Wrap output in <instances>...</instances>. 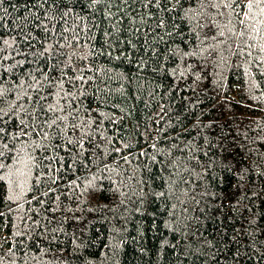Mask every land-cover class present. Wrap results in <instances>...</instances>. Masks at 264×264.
Masks as SVG:
<instances>
[{
    "label": "trees",
    "instance_id": "16d2710c",
    "mask_svg": "<svg viewBox=\"0 0 264 264\" xmlns=\"http://www.w3.org/2000/svg\"><path fill=\"white\" fill-rule=\"evenodd\" d=\"M0 264H264V0H0Z\"/></svg>",
    "mask_w": 264,
    "mask_h": 264
}]
</instances>
